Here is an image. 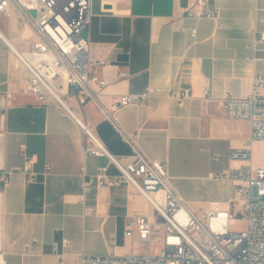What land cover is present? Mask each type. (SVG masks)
Returning <instances> with one entry per match:
<instances>
[{
    "label": "crops",
    "instance_id": "1",
    "mask_svg": "<svg viewBox=\"0 0 264 264\" xmlns=\"http://www.w3.org/2000/svg\"><path fill=\"white\" fill-rule=\"evenodd\" d=\"M197 1L93 0L83 35L90 58L102 61L91 70L106 80L103 103L149 91L146 102L119 107L116 120L149 157L166 161L176 190L202 214L235 197L238 181L222 175L243 164L229 153L246 146L250 124L229 119L221 97L249 93L264 72V43L251 47L264 31V0H206L217 17L186 16ZM36 38L16 5L0 15V264H80L81 254L140 251L124 231L154 209L127 182L96 194L86 177L105 165L118 170L85 152L87 129L123 163L133 148L93 101L68 97L70 111L23 92L28 69L17 52ZM185 86L191 94L181 101ZM251 149L253 164L264 166V139ZM27 156L35 179L22 170Z\"/></svg>",
    "mask_w": 264,
    "mask_h": 264
},
{
    "label": "built area",
    "instance_id": "2",
    "mask_svg": "<svg viewBox=\"0 0 264 264\" xmlns=\"http://www.w3.org/2000/svg\"><path fill=\"white\" fill-rule=\"evenodd\" d=\"M13 5L37 33L27 52H17L28 69L23 92L68 110V97H76L80 104L93 101L132 146L133 159L123 163L87 129L90 142L84 145L85 152L107 156L118 170L111 175L107 165L101 166L86 177L87 182L96 185L98 196L127 182L154 209L150 216L132 219L124 231L140 245V251L81 254L80 264H264V166L253 164L251 149L255 140L264 139V72L254 75L249 93L229 91L221 97L229 119L249 122L250 136L245 147L232 148L229 153L231 159L243 164L222 175L238 181L234 199L199 214L176 190L166 161L149 157L137 142L136 133L126 131L116 120L119 107L146 102L149 91L122 94L111 105L101 100L106 80L92 73L91 67L102 61L90 58L91 40L83 35L90 27L93 0H0V15L9 16ZM31 10L36 11L35 16ZM184 13L196 18L218 16L207 8L206 0L191 3ZM262 43L264 31L258 33L251 47L255 50L256 44ZM190 94V87L185 86L179 97L182 101ZM33 163L34 158L27 156L22 170L35 179ZM5 181H9L8 176ZM67 243L66 239L62 241ZM54 249H58V243H54Z\"/></svg>",
    "mask_w": 264,
    "mask_h": 264
},
{
    "label": "water",
    "instance_id": "3",
    "mask_svg": "<svg viewBox=\"0 0 264 264\" xmlns=\"http://www.w3.org/2000/svg\"><path fill=\"white\" fill-rule=\"evenodd\" d=\"M107 7H110V5H107ZM31 14L35 16L36 15V11L35 10H31Z\"/></svg>",
    "mask_w": 264,
    "mask_h": 264
},
{
    "label": "rangeland",
    "instance_id": "4",
    "mask_svg": "<svg viewBox=\"0 0 264 264\" xmlns=\"http://www.w3.org/2000/svg\"><path fill=\"white\" fill-rule=\"evenodd\" d=\"M254 192H255V190H254Z\"/></svg>",
    "mask_w": 264,
    "mask_h": 264
}]
</instances>
